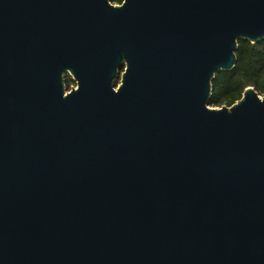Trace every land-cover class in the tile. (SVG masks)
I'll return each instance as SVG.
<instances>
[{"label":"water","instance_id":"1","mask_svg":"<svg viewBox=\"0 0 264 264\" xmlns=\"http://www.w3.org/2000/svg\"><path fill=\"white\" fill-rule=\"evenodd\" d=\"M239 39L264 0H0V264H264V94L208 105Z\"/></svg>","mask_w":264,"mask_h":264},{"label":"trees","instance_id":"2","mask_svg":"<svg viewBox=\"0 0 264 264\" xmlns=\"http://www.w3.org/2000/svg\"><path fill=\"white\" fill-rule=\"evenodd\" d=\"M236 61L229 71H220L211 81V107L231 106L241 98L246 87L264 94V39L258 42L239 39L235 50ZM74 80L69 77L67 82Z\"/></svg>","mask_w":264,"mask_h":264},{"label":"flooded vegetation","instance_id":"3","mask_svg":"<svg viewBox=\"0 0 264 264\" xmlns=\"http://www.w3.org/2000/svg\"><path fill=\"white\" fill-rule=\"evenodd\" d=\"M124 2H125V0H110L111 5H117V6H122ZM69 77H70L69 74L64 75V78L66 80V88L72 83V82H67V79ZM72 88H77V86L76 87L71 86L70 89H72ZM70 89L68 90V92L70 91Z\"/></svg>","mask_w":264,"mask_h":264},{"label":"rangeland","instance_id":"4","mask_svg":"<svg viewBox=\"0 0 264 264\" xmlns=\"http://www.w3.org/2000/svg\"><path fill=\"white\" fill-rule=\"evenodd\" d=\"M118 82H119V80L117 81V83H118ZM71 86L76 87V82H75V81L72 82V83L66 88V91H68V90L70 89ZM260 96H262V95H260Z\"/></svg>","mask_w":264,"mask_h":264}]
</instances>
